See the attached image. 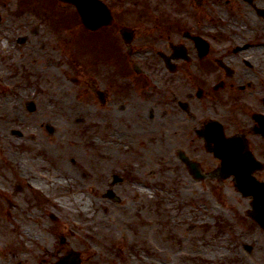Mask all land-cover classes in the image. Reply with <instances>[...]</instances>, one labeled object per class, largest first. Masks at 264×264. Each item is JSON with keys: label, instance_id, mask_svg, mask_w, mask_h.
Masks as SVG:
<instances>
[{"label": "rangeland", "instance_id": "1", "mask_svg": "<svg viewBox=\"0 0 264 264\" xmlns=\"http://www.w3.org/2000/svg\"><path fill=\"white\" fill-rule=\"evenodd\" d=\"M101 1L113 22L95 35L117 41L113 55L105 50L110 43L82 29L73 6L0 0V120L6 105L22 121L0 130V264H42V246L48 247L45 264L65 262L70 253L80 264H264V231L248 215L251 198L214 172L218 161L197 134L212 119L227 135L255 139L247 133L250 114L264 110L235 88L243 55L226 57L245 40L261 45L246 54L259 72L264 19L241 0H198L199 6L194 0ZM256 6L264 8V0ZM121 27L136 31L132 45L140 54L131 60L148 72L150 89L159 91L166 74L154 50L169 38L185 43L188 33L209 43V58L230 60L234 91H219L207 107L195 101L198 119H184L178 128L161 123L159 97L152 96L144 109L154 119L144 120L139 85L119 73L122 58L129 59ZM197 65L190 70L200 84ZM215 67L218 84L223 74ZM185 80L181 93L188 90ZM180 154L198 163L202 179L190 175ZM108 190L118 203L105 197Z\"/></svg>", "mask_w": 264, "mask_h": 264}, {"label": "flooded vegetation", "instance_id": "2", "mask_svg": "<svg viewBox=\"0 0 264 264\" xmlns=\"http://www.w3.org/2000/svg\"><path fill=\"white\" fill-rule=\"evenodd\" d=\"M256 1L257 0H250V2H242L255 11ZM134 34L136 35L135 30ZM167 40H169V42H167V44L162 47V50H154V52H156V57L160 60L163 71L166 72V74L160 80L161 89L159 91L157 88L150 89L148 82L149 76L147 75L148 72L145 71L146 69L138 67V65H136L131 60V57L134 54H140V49H137L135 45H130L128 47L124 46L129 59L126 61V59L122 58L124 63V71L120 70L119 73H121L122 78L127 79L128 83H131V86L135 87L136 85H139L138 87L141 91H139L136 101L142 102V104L138 105H143V107H140V109L143 110L141 115L144 120L154 119V113L152 109L150 108L148 111L146 108L144 109V106L147 104L149 97L158 96L159 103L157 104L160 105V111L158 114L159 120L162 124L171 123L174 124L175 128H178V124L184 119L191 121L198 119V110L195 108V101H203L205 104L202 105H206L207 107L208 100L216 93H219V91L226 88L234 91L236 70L231 68L229 63L230 60L225 61L222 58H209V44L207 52L204 55H199L194 46L193 40L189 37L188 33H185L182 36L181 41H185V43L178 42V40L173 43L170 42V38ZM120 41L122 42V40ZM112 42H115L116 46L118 47L116 40L112 39ZM183 44L185 45L184 47L187 53L186 58H182L181 52L178 50V46ZM260 46L261 45L258 44L254 46L251 43H248L247 40L237 43L233 46H230L231 49L227 51L229 55L226 57V59H228V57H232L231 55H243L241 64L245 67V69H243L241 74L239 73L240 76L238 80L240 82L235 88H237V91H239L242 95L239 96V98L242 99L243 95H246L247 93L250 96L253 105H256L257 109L259 110L260 108L261 110H264V62L261 63L258 72L254 69L255 62L246 55L249 49L254 47L258 48ZM117 47L114 48L118 51ZM174 49H176L177 52L174 53ZM227 49H229V47ZM173 57L178 58L174 59ZM256 59L257 57L254 60L256 61ZM197 63V68L201 73V76L198 77L200 84H197L194 81V75L192 70H190V68L194 67V65ZM215 65H217L219 71H221L223 74V79L220 80L218 84H215L213 81V76L216 73L214 71L216 68ZM130 72L135 73L137 77H132L129 74ZM203 76L204 78H208L209 76L211 81L208 83V79H203ZM183 79H186L185 82L187 84L188 90H185L184 93H181V88H183L181 82ZM123 88L128 89V86ZM247 89H250V93L249 91L246 92ZM118 92L119 89L117 90V93ZM95 93L98 95L100 102L104 103V99L102 97L103 93L97 91H95ZM115 105H119L118 100L116 101ZM120 105L124 104L121 103ZM250 118L252 119L254 125L252 128L248 129L247 133L255 139H248L243 134L240 136L242 138L241 140L243 143L244 152H250L254 158V161H249L247 166L252 170L256 180L264 183V112L253 111L250 114ZM204 121L206 123L202 125V131L197 132V134H201L202 136H204L205 125L209 122V120L205 119Z\"/></svg>", "mask_w": 264, "mask_h": 264}, {"label": "water", "instance_id": "3", "mask_svg": "<svg viewBox=\"0 0 264 264\" xmlns=\"http://www.w3.org/2000/svg\"><path fill=\"white\" fill-rule=\"evenodd\" d=\"M74 4L79 12L84 26L88 29H96L111 21L108 9L98 0H63ZM258 13L264 15V11ZM33 105V104H32ZM206 139L214 143V155L221 160L220 171L223 176H234L235 184L243 195L253 196V219L264 230V184L258 183L251 177V171L245 166L247 159L236 150L234 143H228L223 138L219 126H210ZM237 142V141H236ZM191 172L195 175V165L189 164ZM78 257L73 253L66 264H79Z\"/></svg>", "mask_w": 264, "mask_h": 264}, {"label": "bare ground", "instance_id": "4", "mask_svg": "<svg viewBox=\"0 0 264 264\" xmlns=\"http://www.w3.org/2000/svg\"><path fill=\"white\" fill-rule=\"evenodd\" d=\"M46 46L47 45H45V44H43L42 45V47H45L46 48ZM46 61H47V63L48 64H52V63H55V59L54 58H51V57H48L47 59H46ZM34 62H36V61H34ZM45 66V65H44ZM62 88V86H58V90H60ZM39 92H40V94H45V91H43V90H41V89H37ZM49 99H53V98H49ZM59 99V97L57 96L56 97V101ZM9 101L10 100H6V102H7V104L9 103ZM4 105V104H3ZM4 110H7V116L6 117H4V118H2L1 120H0V130L1 131H5V130H8V129H11L12 127H15V126H17V125H19V124H21L22 123V121L21 120H17L16 119V115L18 114L17 113V110L16 111H10L9 110V108L8 107H6V105L5 106H3L2 107ZM45 118H46V121L48 122V120L53 124V126H54V128H55V117L54 116H52V115H49V114H47L46 116H45ZM27 137H30V138H32V139H38L35 135H34V132H29L27 135H26ZM1 151V150H0ZM33 187H36V188H38V189H40V190H42L41 189V185H33ZM41 251H42V255L40 256L39 255V261L42 263V264H45L46 263V259H45V255H47V253H48V247L47 246H42V248H41Z\"/></svg>", "mask_w": 264, "mask_h": 264}]
</instances>
